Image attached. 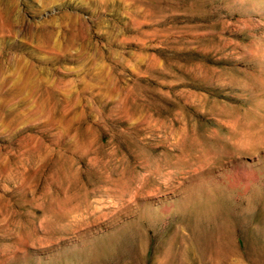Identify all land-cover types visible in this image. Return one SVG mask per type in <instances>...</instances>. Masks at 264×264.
<instances>
[{"label":"rangeland","instance_id":"374dc122","mask_svg":"<svg viewBox=\"0 0 264 264\" xmlns=\"http://www.w3.org/2000/svg\"><path fill=\"white\" fill-rule=\"evenodd\" d=\"M0 264H264V0H0Z\"/></svg>","mask_w":264,"mask_h":264}]
</instances>
